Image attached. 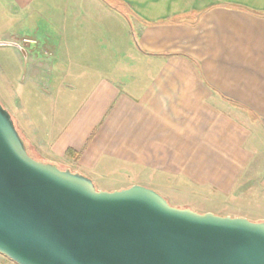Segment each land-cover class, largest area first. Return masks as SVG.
I'll use <instances>...</instances> for the list:
<instances>
[{
	"label": "crops",
	"instance_id": "1",
	"mask_svg": "<svg viewBox=\"0 0 264 264\" xmlns=\"http://www.w3.org/2000/svg\"><path fill=\"white\" fill-rule=\"evenodd\" d=\"M6 9L18 30L0 45L21 54L0 72L22 86L3 101L39 157L95 181L135 170L264 195V0H0ZM108 59L131 70L108 76Z\"/></svg>",
	"mask_w": 264,
	"mask_h": 264
},
{
	"label": "water",
	"instance_id": "2",
	"mask_svg": "<svg viewBox=\"0 0 264 264\" xmlns=\"http://www.w3.org/2000/svg\"><path fill=\"white\" fill-rule=\"evenodd\" d=\"M0 254L16 264H264V221L172 206L141 184L97 189L33 159L0 103Z\"/></svg>",
	"mask_w": 264,
	"mask_h": 264
},
{
	"label": "rangeland",
	"instance_id": "3",
	"mask_svg": "<svg viewBox=\"0 0 264 264\" xmlns=\"http://www.w3.org/2000/svg\"><path fill=\"white\" fill-rule=\"evenodd\" d=\"M6 11H8V14H6L5 12L0 13V43L4 41L3 38H1L4 35V32L2 30H4L5 28L18 30V25L14 20L12 22L8 21V18H10L9 16L13 14L9 13L8 9H6ZM3 37H5V35ZM107 49L108 53L112 52L110 47H108ZM5 52L7 54H5ZM120 52L121 49H118L117 58H119ZM20 54L21 52L18 47L16 49H13L11 47H5V45H0V71L4 68V65L8 66L7 64H9V62H7V64H3V58H6L4 55H7V57L9 56L8 58H14L10 61V66L13 70L15 66L18 65V63L15 61H17V59L20 60ZM109 61L112 60L108 59V76L114 77L115 72L118 73L121 71V73H126L131 70V68L128 67V64L125 62H115L114 64H112ZM46 63V69L49 71V57ZM113 65L114 67H112ZM4 75L6 76V74L0 72V103L6 110H8L12 117L13 113L7 108V105L3 101V95H6V93L10 94V91L12 92V90H18V88L22 86V80L18 79L17 76L16 78L8 79L4 77ZM15 75H18V73L14 74V76ZM66 80L69 81L68 79H64V81ZM23 82H25V80H23ZM86 83H89V79H82L80 86L86 85ZM38 85H40V82L38 83ZM79 97L81 98L80 93L74 96L75 102L79 100ZM230 112L236 113L237 109L230 107ZM24 145L28 154L33 159L41 162H48L46 159L39 157L36 153L31 151L26 144ZM52 164L56 165L58 168H64L63 165H60L58 163ZM92 181L97 189L103 188L105 190L113 186L128 185L130 182L139 181L144 186L149 187L148 185H150L154 187L152 189L158 192L162 197H164L166 201L172 206L188 207L200 213L211 211L219 215L243 216L251 221H264V195L259 193V191L256 189L255 183L240 184V182L237 185L238 187H236L232 191V193L221 194L213 190H209L208 188L197 187L195 185L187 183L181 178H176L174 176H168L155 172L147 173L135 170L124 171V173L118 176H107L105 174H101L100 177L96 178V181L95 179ZM0 264L16 263L7 258L5 255L0 254Z\"/></svg>",
	"mask_w": 264,
	"mask_h": 264
},
{
	"label": "trees",
	"instance_id": "4",
	"mask_svg": "<svg viewBox=\"0 0 264 264\" xmlns=\"http://www.w3.org/2000/svg\"><path fill=\"white\" fill-rule=\"evenodd\" d=\"M229 100V99H228ZM229 101H231V100H229ZM70 152H71V150H68L67 151V154L69 155L70 154ZM77 155V153L75 154V156Z\"/></svg>",
	"mask_w": 264,
	"mask_h": 264
}]
</instances>
